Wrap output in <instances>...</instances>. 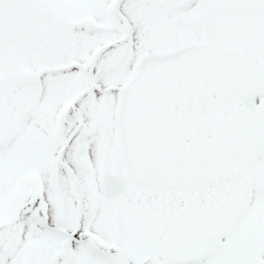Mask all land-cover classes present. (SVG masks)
Listing matches in <instances>:
<instances>
[{"label": "snow or ice", "instance_id": "obj_1", "mask_svg": "<svg viewBox=\"0 0 264 264\" xmlns=\"http://www.w3.org/2000/svg\"><path fill=\"white\" fill-rule=\"evenodd\" d=\"M0 264H264V0H0Z\"/></svg>", "mask_w": 264, "mask_h": 264}]
</instances>
